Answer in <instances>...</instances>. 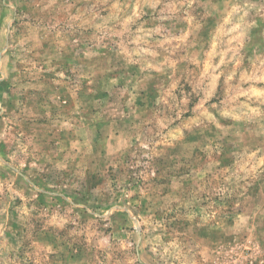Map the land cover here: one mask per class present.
Masks as SVG:
<instances>
[{"label":"rangeland","instance_id":"rangeland-1","mask_svg":"<svg viewBox=\"0 0 264 264\" xmlns=\"http://www.w3.org/2000/svg\"><path fill=\"white\" fill-rule=\"evenodd\" d=\"M0 264H264V0H0Z\"/></svg>","mask_w":264,"mask_h":264}]
</instances>
